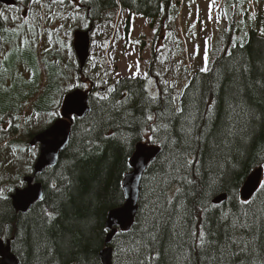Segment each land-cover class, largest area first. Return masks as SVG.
<instances>
[{
  "label": "trees",
  "instance_id": "16d2710c",
  "mask_svg": "<svg viewBox=\"0 0 264 264\" xmlns=\"http://www.w3.org/2000/svg\"><path fill=\"white\" fill-rule=\"evenodd\" d=\"M61 5L66 13H69L71 7L68 3ZM174 5L175 0H83V7L80 11H84V20L87 21L88 26H95L104 18L108 19L119 8L150 20L153 26L158 19L164 23ZM14 20L15 23L11 27H6L0 17L1 49L7 45L8 31L27 34L35 19L32 16L23 19L20 15H16ZM51 22H49L50 25ZM129 29L130 18L127 21V33ZM56 37L58 36L52 34L49 43L58 44L56 41H62ZM247 37L242 47L238 44L230 50L231 55L226 53L215 58L210 65L212 69L210 72L206 74L198 72L192 76L188 81L190 87L184 89L189 97L195 89L198 90V94L203 95L205 100L214 99L217 122H219V118L225 115L233 84L242 82L249 86L244 91V95L247 104L257 117L250 122L251 127L244 133L246 139L243 142L237 141L232 154L228 156V163L223 165L222 170L214 165L206 166L197 178L198 187L192 202L196 199L203 200L209 209L208 218L213 228L221 212L227 209L236 210L238 201L241 200L240 190L247 177L258 168L264 170V88L260 87V84H264V11L256 17V29L251 30ZM51 46L52 44L49 45ZM59 48L63 51L67 47ZM70 49L68 48L69 55H72ZM49 50L47 48L45 53L44 65L47 70L52 71L53 77L50 75V78L54 79L60 88L57 91L59 99L73 89H83L80 84L72 88L67 87L63 84L61 77H65L69 84H73L74 79L78 83L86 80V83L90 84L89 113L83 118L73 119L69 144L61 153L57 165L47 168L35 177V180L43 185V201L35 203L25 214H21L14 211L10 200L12 189L19 187L13 185L6 196L7 199L0 198V240L10 242L11 251L20 264H101L99 253L105 248V238L109 233L108 230L105 231L107 216L110 211L124 204L122 181L124 176L130 172L129 161L135 147L141 142L158 147L159 145L153 144L149 136L145 135V129L139 122L129 123L116 118L119 116L116 112L112 113L113 119H106L108 116L107 103L96 100L97 93L107 94V88H109L104 86L103 92H100L98 85L99 82L105 80L100 77L104 75L103 73L98 75L100 78L97 81L89 75L91 72L87 70V67L80 71L77 64L69 63L68 58L75 60L74 56H64V53H59L57 50L56 53L59 55L55 60V54ZM29 68L33 73L32 79L36 76L38 84L41 72L34 65L29 64ZM245 68L248 69L247 72ZM148 79H155L154 83L161 94L165 91L174 93L171 88L161 87L157 76L151 70ZM256 81L260 83L257 84ZM147 84L148 80L140 77L120 79L113 85L116 91L108 95L110 99L112 97L122 99L123 93H130L131 103L128 107L133 110L134 116L138 117L141 109L137 107V94L145 95L142 89L147 88ZM213 84H216L215 90L212 89ZM62 85L69 89L61 92ZM52 90L53 85L50 82L44 86L43 93H39V86L36 89H29L30 97L26 95L23 104L18 105L19 113L16 109L14 111L4 109L0 104V116H3L0 120V135L8 136L11 132L17 134L16 125L23 118L25 121L21 112L27 108L33 110L31 114L33 119H36V113H39V117L44 120V117L53 111V106L57 105V103L51 105L52 98L49 95ZM60 104L61 101L58 103V108ZM102 104L105 105L104 109L101 108ZM200 107L203 110L205 104L201 103ZM54 120L55 117H52L50 123ZM132 120L133 116H129L128 121ZM4 124L10 126L11 132L7 133L8 130ZM94 124L97 125L96 130L89 131ZM33 136L34 134L29 135L25 144H28ZM163 151L160 148L158 156L143 174L137 213L131 229L128 232L117 231L112 239L110 244L112 264H128L134 259V254L129 255L122 249L130 247V243L137 237L141 207L146 199L152 198L149 195L150 174L159 167L157 160ZM202 155L207 165V151L205 150ZM31 175L32 167L28 176ZM19 182H22L21 178ZM53 184L57 185V189L52 188ZM222 194L227 196L226 200L218 205L214 204L213 200ZM251 200L257 205L264 201V191H261L259 187ZM48 213L52 214L51 219L48 218ZM261 239L264 242V236ZM166 242L167 235L152 248L153 253L157 248L160 250L158 264H168L164 255Z\"/></svg>",
  "mask_w": 264,
  "mask_h": 264
},
{
  "label": "rangeland",
  "instance_id": "374dc122",
  "mask_svg": "<svg viewBox=\"0 0 264 264\" xmlns=\"http://www.w3.org/2000/svg\"><path fill=\"white\" fill-rule=\"evenodd\" d=\"M16 1L19 2V6L15 9L4 8L0 12L3 13L1 17L5 26L11 27L15 23L16 15H20L23 19L32 16L35 20L27 34L8 31L7 45L2 49L0 47V53H3L0 55V104L4 109L9 111L16 109L19 113L18 105L23 104L27 96L30 97L28 90L39 86V93H43L44 86L50 82L53 85L49 95L52 98L51 105L57 103L52 109L57 115L52 117L59 118L61 104L58 108V103L59 101L62 103L64 96L59 99L57 91L60 88L54 79L50 78V75L53 77L52 71L46 69L44 56L47 48L55 54L54 59L58 58L57 50L59 53H64V56H74L73 33L78 28L86 29L84 25L87 21L80 19V17L84 18V11H80L83 2L65 0L64 3H68L71 7L69 13H66L61 4L53 3L52 0H39V3H35L34 0ZM210 3L211 0H175L174 8L167 15L168 19L164 23L158 19L153 26L150 20L121 10L108 19L104 18L101 23L93 27L91 32L90 58L87 62V70L91 72L89 75L97 81L100 77L106 80L99 82L100 89L104 86L112 87L116 81L131 77L136 71L135 63L139 62L138 77L144 78V74L148 75L151 70L157 76L161 87L165 88L167 83L174 86L170 87L174 94L179 92L184 89L185 83L199 72L203 63L205 42H207L210 67L219 55L229 53L236 45L246 42L250 31L256 29V17L264 11V0H216L215 7L211 8ZM225 12H227L226 16ZM209 14L214 19H209ZM129 18L130 30L127 33ZM215 19H219V22H215ZM193 23L196 24L195 28H192ZM87 27H89L88 23ZM52 34L62 41H56L58 44L49 43ZM25 41L27 43H24ZM62 45L67 47L65 50L62 49L63 51L59 48L63 47ZM68 48H71L72 55H69ZM196 48H199L200 54L194 56L193 52ZM68 60L69 63H77L76 60L69 58ZM29 64L36 66L41 72L38 84L36 76L32 79L33 73ZM129 65L132 66V72L128 71ZM102 73L104 75L99 77L98 75ZM61 78L67 87L87 84L88 87H83L82 90L90 89V84L86 83V80L78 83L74 79L73 84H69L65 77ZM150 80L153 83H148L147 88L158 91L154 83L155 79ZM65 85L61 86V92L69 89ZM32 111L27 108L21 112L25 121L28 117H32ZM52 117L46 115L44 120L38 117L28 122L23 118L18 124L17 134H12L10 126L4 124L7 133L11 132V134L0 135V190L3 195L7 196L13 185L19 188L23 186V183L19 182L20 178L29 174L38 154L37 147L31 148L25 142L28 141L29 135L36 134L48 125ZM262 183H264V172Z\"/></svg>",
  "mask_w": 264,
  "mask_h": 264
},
{
  "label": "snow or ice",
  "instance_id": "6c2138e0",
  "mask_svg": "<svg viewBox=\"0 0 264 264\" xmlns=\"http://www.w3.org/2000/svg\"><path fill=\"white\" fill-rule=\"evenodd\" d=\"M34 2L39 3V0ZM52 2L63 4L65 0ZM215 2L211 0L209 7H215ZM208 18L214 19L211 14ZM215 22L218 23L219 19H215ZM84 26L87 27V23ZM195 27L193 23L192 28ZM199 54V48H196L193 55ZM202 60L199 72L206 74L212 70L209 67L207 42ZM135 69L130 79L140 76L139 62L135 63ZM128 71L132 72L131 65ZM144 78L149 84L153 83L147 73ZM83 87L87 88L88 85ZM170 87L174 86L165 84L166 89ZM189 87L185 83L184 89ZM248 87L242 82L233 84L225 115L219 118V122L214 107L216 101L205 100L195 89L189 97L184 89L175 94L172 91L161 94L143 88L145 95L137 94V107L141 109L138 117L128 107L131 103L130 93H123L122 99H110L107 94H96L97 101L107 103L106 119H113L112 113L116 112L119 113L116 118L129 123L139 122L153 144H158L164 150L157 160L159 167L150 174L149 195L152 198L146 199L141 207L137 237L130 243V247L122 249L129 255L134 254V259L128 264H158L160 250L157 248L153 253L152 248L165 235L167 242L164 255L168 264H264V242L261 239L264 236V201L257 205L250 199L239 200L236 210L227 209L220 213L214 228L208 218L209 209L203 200L192 202L198 187L197 178L202 170L211 165L222 170L237 141L243 142L246 139L244 133L251 127L250 122L257 118L246 102L244 91ZM260 87L264 88V84H260ZM215 88L216 84H213L212 89ZM115 91L114 87L107 89V93ZM201 103L205 104L203 110ZM104 107L102 104L101 108ZM48 115L56 116L57 113L52 111ZM36 116L38 118L39 113ZM129 116H133L132 121H128ZM2 119L3 116H0ZM31 119L28 117L25 122ZM96 127L94 124L89 131H95ZM205 150L208 153L207 165L202 155ZM259 187L264 191V184ZM52 188L57 189V185L53 184ZM0 198L7 199L2 190ZM48 218H52L51 213H48Z\"/></svg>",
  "mask_w": 264,
  "mask_h": 264
},
{
  "label": "water",
  "instance_id": "95a60500",
  "mask_svg": "<svg viewBox=\"0 0 264 264\" xmlns=\"http://www.w3.org/2000/svg\"><path fill=\"white\" fill-rule=\"evenodd\" d=\"M0 5L14 7L16 2L15 0H0ZM90 31V29L88 31L78 30L73 34V49L80 70L84 69L89 57ZM88 113V93L79 89L72 90L62 100L60 118L31 138L29 145L31 147L38 146L39 153L33 165V176L24 177V188L16 189L10 196L14 211L25 214L36 202L43 200V185L34 181L35 176L42 174L45 169L57 165L61 153L69 144L73 118L80 119ZM159 152L158 146L147 143L136 145L129 161L130 172L124 176L122 181L124 204L110 211L107 216L106 228L109 233L105 239V249L99 253L101 264H112L110 244L117 231L128 232L131 229L137 212L143 174ZM262 175L263 169L258 168L247 177L240 190L241 200L252 199L259 189ZM221 200H224L223 196L217 197L215 202ZM0 264H19L17 257L11 252L9 241L0 240Z\"/></svg>",
  "mask_w": 264,
  "mask_h": 264
},
{
  "label": "bare ground",
  "instance_id": "6f19581e",
  "mask_svg": "<svg viewBox=\"0 0 264 264\" xmlns=\"http://www.w3.org/2000/svg\"><path fill=\"white\" fill-rule=\"evenodd\" d=\"M60 111H61V106H60ZM43 191H44V188H43ZM219 196H223L224 197V200H221L220 202H215V201H217V197L213 200V203L214 204H216V205H218V204H220V203H222V202H224L225 200H226V198H227V196L226 195H224V194H222V195H219ZM218 196V197H219ZM139 198H140V194H139ZM43 199H44V196H43ZM240 199H241V197H240ZM43 201V200H42ZM124 201H125V199H124ZM138 202H139V199H138ZM37 203V202H36ZM137 208H138V203H137ZM137 213V212H136ZM106 239V238H105Z\"/></svg>",
  "mask_w": 264,
  "mask_h": 264
},
{
  "label": "flooded vegetation",
  "instance_id": "af4514ba",
  "mask_svg": "<svg viewBox=\"0 0 264 264\" xmlns=\"http://www.w3.org/2000/svg\"><path fill=\"white\" fill-rule=\"evenodd\" d=\"M4 9V7H0V12L2 11ZM1 17V16H0ZM2 18V17H1ZM1 38H2V36L0 35V41H1Z\"/></svg>",
  "mask_w": 264,
  "mask_h": 264
}]
</instances>
